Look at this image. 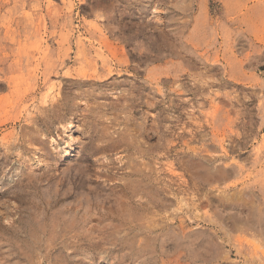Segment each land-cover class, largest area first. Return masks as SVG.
Listing matches in <instances>:
<instances>
[{"label":"rangeland","instance_id":"374dc122","mask_svg":"<svg viewBox=\"0 0 264 264\" xmlns=\"http://www.w3.org/2000/svg\"><path fill=\"white\" fill-rule=\"evenodd\" d=\"M0 264H264V0H0Z\"/></svg>","mask_w":264,"mask_h":264},{"label":"bare ground","instance_id":"6f19581e","mask_svg":"<svg viewBox=\"0 0 264 264\" xmlns=\"http://www.w3.org/2000/svg\"><path fill=\"white\" fill-rule=\"evenodd\" d=\"M45 77V76H44ZM114 216V215H113ZM55 219V218H54Z\"/></svg>","mask_w":264,"mask_h":264}]
</instances>
